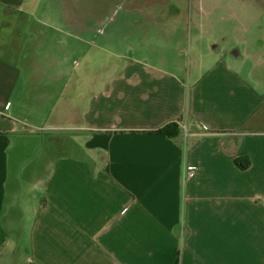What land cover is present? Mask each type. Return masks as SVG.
I'll return each instance as SVG.
<instances>
[{
	"label": "crops",
	"instance_id": "0c3cea01",
	"mask_svg": "<svg viewBox=\"0 0 264 264\" xmlns=\"http://www.w3.org/2000/svg\"><path fill=\"white\" fill-rule=\"evenodd\" d=\"M136 1L0 0V264H264V0Z\"/></svg>",
	"mask_w": 264,
	"mask_h": 264
},
{
	"label": "rangeland",
	"instance_id": "374dc122",
	"mask_svg": "<svg viewBox=\"0 0 264 264\" xmlns=\"http://www.w3.org/2000/svg\"><path fill=\"white\" fill-rule=\"evenodd\" d=\"M70 1L71 3L75 2L74 4L78 9L84 2V0ZM220 3L226 4L224 8L228 13L231 12L229 10L243 13L248 9L246 0H220ZM105 4L106 13H104V20L98 30V33L100 32V46L102 45L100 53L102 63L108 66L127 64L130 56H135V52L136 54L138 52L144 53L145 48L150 43L147 29L144 27L137 28L134 25L135 20L145 19L147 13L136 0H106ZM227 4H231V6L229 7ZM203 5L205 8L210 7V0H203ZM157 12L158 8H154V13L157 14ZM216 22L221 23L222 21L217 20ZM150 62L155 61L150 59Z\"/></svg>",
	"mask_w": 264,
	"mask_h": 264
},
{
	"label": "trees",
	"instance_id": "16d2710c",
	"mask_svg": "<svg viewBox=\"0 0 264 264\" xmlns=\"http://www.w3.org/2000/svg\"><path fill=\"white\" fill-rule=\"evenodd\" d=\"M177 131H178L177 124L171 123L166 125L160 130H156L155 133L164 136H172L173 134L175 135ZM234 162L237 165V167L240 168V170H245L250 165V161L246 157H241V158L237 157L235 158Z\"/></svg>",
	"mask_w": 264,
	"mask_h": 264
},
{
	"label": "built area",
	"instance_id": "2783aa9c",
	"mask_svg": "<svg viewBox=\"0 0 264 264\" xmlns=\"http://www.w3.org/2000/svg\"><path fill=\"white\" fill-rule=\"evenodd\" d=\"M193 174H194L193 169L187 168L186 175L189 176V178H191Z\"/></svg>",
	"mask_w": 264,
	"mask_h": 264
}]
</instances>
